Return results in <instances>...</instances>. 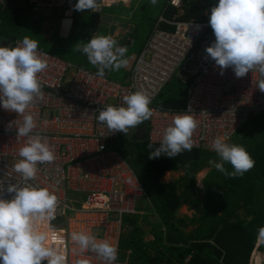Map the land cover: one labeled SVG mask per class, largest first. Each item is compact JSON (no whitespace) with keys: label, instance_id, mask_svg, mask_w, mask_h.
<instances>
[{"label":"built area","instance_id":"1","mask_svg":"<svg viewBox=\"0 0 264 264\" xmlns=\"http://www.w3.org/2000/svg\"><path fill=\"white\" fill-rule=\"evenodd\" d=\"M6 1L0 0V10ZM168 5L180 13L182 0H168ZM160 21L172 25L173 30L155 26L127 84L116 83L76 67L54 53L37 49L48 63L39 74L43 99H37L25 114L34 115L37 128L32 134L39 133L47 140L56 159L38 164L37 176L29 183L48 187L58 196L56 216L46 222L49 231L60 233L68 264H76L80 259L88 264H105L95 252L82 251L72 241L71 234L86 232L118 249L122 218L135 215V202L147 199L132 168L116 150L117 145H112L118 141L119 132H112L98 121L100 110L109 106L110 100L111 106L119 107L126 106L123 97L135 91L150 95L153 115L146 120V128L147 142L151 144L161 143L175 115H192L199 122L192 137L193 149L208 152H215L212 142L217 136L230 144L250 115L264 112V92L257 86L264 79L260 72L255 70L237 77L229 67L221 74V68L208 56L206 48L215 41L209 22H182L163 17ZM21 42L13 40L9 47ZM176 71L184 80L193 77L186 91L185 108L156 106V99ZM17 119L22 122L23 117L5 110L0 103V198L4 199L15 195L7 191L10 185L24 184L13 167L21 159L20 147L27 141V137H17L14 125L9 127ZM68 192L79 197L68 198ZM113 264L124 263L116 260Z\"/></svg>","mask_w":264,"mask_h":264},{"label":"clouds","instance_id":"2","mask_svg":"<svg viewBox=\"0 0 264 264\" xmlns=\"http://www.w3.org/2000/svg\"><path fill=\"white\" fill-rule=\"evenodd\" d=\"M155 5L157 0H151ZM75 10H99L97 0H78ZM209 24L215 41L206 48L210 56L222 70L232 67L237 77L258 70L264 77V0H219L211 7ZM38 42L24 37L15 47L0 46V103L5 110L16 112L23 117L10 122L17 129V137H27L20 147L21 159L14 164V171L24 181L22 186L10 185L11 199L0 198V264H68L63 249L48 243V234L40 230L42 221L55 218L59 199L55 191L48 187L35 186L39 171L38 164L52 163L55 152L47 140L39 133L34 115L26 110L43 99L42 82L39 74L47 67V59L38 51ZM80 51L88 61L98 68L97 75L103 77L105 70L118 71L129 61L124 58L126 47L117 46L111 36H93ZM264 92V79L257 82ZM126 106H107L100 110L98 121L105 123L112 132H123L135 128L149 120L153 111L151 97L145 91H135L123 97ZM198 121L184 113L174 116L166 128L159 147L149 154V159L160 156L175 158L193 148V133ZM153 149V145H148ZM212 149L221 162L210 161L218 171L231 178L243 176L250 171L255 161L241 145L229 144L222 136L212 142ZM224 162L230 163L233 171L228 172ZM258 238L264 241V227L258 229ZM71 239L83 250L95 252L105 264H113L118 257L117 247L107 240L98 241L86 232H73ZM76 264H88L80 259Z\"/></svg>","mask_w":264,"mask_h":264},{"label":"trees","instance_id":"3","mask_svg":"<svg viewBox=\"0 0 264 264\" xmlns=\"http://www.w3.org/2000/svg\"><path fill=\"white\" fill-rule=\"evenodd\" d=\"M218 3L219 0H182L176 20L209 22L211 7ZM21 11V8L4 6L0 10V25H10L12 15L18 18ZM176 13L167 2L163 18L172 20ZM157 27L173 30L172 25L163 21ZM2 33L6 38L10 35L5 30ZM185 96L186 91L164 96L162 90L155 105L181 110L185 108ZM234 136L238 139L230 144L243 146L255 161L254 167L236 178L211 170L202 182V196L195 186V175L215 152L192 148L175 158L149 159L150 152L160 144H152L153 149H149V142H129L116 147L146 191L152 207L150 213L158 218L151 230L152 239L144 241L142 229L136 224L138 217H125L127 230L120 235L117 261L124 264H249L258 229L264 227V112L250 115ZM224 167L228 172L233 171L230 163L224 162ZM179 170L184 172L182 178L161 182L165 173ZM183 205L193 210L191 217L177 216ZM188 225L192 228L187 232ZM166 233L178 243L166 244ZM259 248L264 250L263 245Z\"/></svg>","mask_w":264,"mask_h":264},{"label":"crops","instance_id":"4","mask_svg":"<svg viewBox=\"0 0 264 264\" xmlns=\"http://www.w3.org/2000/svg\"><path fill=\"white\" fill-rule=\"evenodd\" d=\"M76 3H78V0H46V2L42 4H34L31 0H7L4 6H7L10 9L21 8L22 11H27L29 14H32L33 20L31 25H33L32 27L35 30V34L42 36V40L47 47H62V49L65 51L74 52L77 55L79 64L81 65L78 67L91 71L96 75L98 68L90 64L87 59V56L83 54L80 49L88 41H90L93 36H111L117 41V46L127 48V52L125 53L124 58H126L129 63L126 67H122L118 71L106 69L105 75L103 77H106L119 84H127L129 82V78L132 73L135 62L138 58V55L140 54L144 45H146V42L151 32L158 24L159 19L163 17L165 9L163 11L162 16L156 18L153 21V24L151 25L149 21H144L143 15H141L142 13H139L144 9L132 8L134 4L135 6H141V2L139 0H97V3L99 5V10L97 11L87 9L83 11L75 10L74 6ZM178 14L179 13L177 11V13L173 17L176 18ZM10 20V25L6 26L12 29L16 26L18 19L17 17L12 15ZM4 30L6 33L10 32L7 29ZM11 37L12 35H9L8 38ZM0 39H2L1 36ZM5 39L6 41L8 40L6 37H4L2 40ZM58 57H60V55H58ZM71 64L73 65V63ZM210 161H215L219 163L221 162V159L216 153H213L212 157H210V159H208L204 164H202L201 172H203V170L205 172V169L208 170L207 172H205V174H203V176H201V178H199V181L196 178V175H198L200 172L196 173L195 186L200 191L199 196H202L204 193V189L202 186L203 180L206 178L208 173L211 172V170L216 169L214 164H211ZM174 175H177V177L172 181H177L184 176V172L183 170H179V172L177 173H165L163 177H172ZM166 179L165 181H162L161 179V182H172L171 180H169L171 178L167 180ZM183 206H185L188 211L192 212L189 215L182 216L191 217L193 210H189L186 205ZM137 213L138 212H136V214ZM261 245L264 246V241L259 240V238L257 237L255 248L253 249L251 254L253 255L254 252L256 253L258 249H261L259 248V246ZM258 260L259 256L254 262L252 261V257L250 256L249 264L264 263L263 260Z\"/></svg>","mask_w":264,"mask_h":264},{"label":"rangeland","instance_id":"5","mask_svg":"<svg viewBox=\"0 0 264 264\" xmlns=\"http://www.w3.org/2000/svg\"><path fill=\"white\" fill-rule=\"evenodd\" d=\"M32 3L34 4H42L44 2H46V0H31ZM135 1V0H134ZM141 2V6L137 5L135 6H132V8H140V9H144L142 11H140L139 13H142L141 15H143V20L151 23V25L153 24V21L158 18V17H161L162 14H163V11L166 7V4L168 2V0H157V3L155 5H153L151 3V0H139ZM17 24L15 27H13L12 29L8 28L6 25H0V36L1 38L3 39L5 36L3 35V31L4 29H7L9 30L11 33L10 35H12L11 38H7L9 41L8 42V47L11 43V41H13L12 39H21L23 40L24 37H29L33 40H36L38 42V46L43 48V49H46L52 53H55L57 55H60V57L66 59L67 61L73 63L74 66L78 67V66H81L78 62V58H77V55L74 53V52H71V51H65L62 49V47H58V48H49L47 47L43 40H42V36L41 35H38V34H35V30L33 29V25H31L32 23V14H29L27 11H21L20 12V15L18 16L17 18ZM38 22V21H36ZM42 23V22H40ZM148 23V24H149ZM39 24V23H38ZM149 28V27H148ZM6 40V39H5ZM71 73V71H70ZM179 71H176L175 74L173 75V77L171 78L170 82L164 87L163 89V94L164 96H167L169 95L170 93H176L177 91L180 92V93H184L185 91H187L188 89V86L189 84L193 81V77L192 76H188L186 78V80H184L180 75H179ZM109 105H112L113 104V101L110 100L108 102ZM139 126V125H138ZM137 126V127H138ZM137 127L135 128H129L128 129V132L127 134L125 135V133L123 135H119V143L117 146H121L123 144H127L130 141V137L131 135L136 131ZM238 138L237 136H232L230 142H234L236 141ZM133 143V142H132ZM118 150V148H117ZM206 153V152H204ZM204 158H202V161H203ZM200 163V162H199ZM198 163V164H199ZM212 164V163H211ZM204 168V167H203ZM208 168V167H207ZM202 170V166L197 170V172H200L198 175H196V178L198 179L199 181V178H201V176H203V174H205V172H207L208 169H205V172L203 170V172H201ZM177 177V175H174V176H170V177H163L162 178V181H165V179H169V180H174L175 178ZM166 179V180H167ZM200 185V184H199ZM67 197L70 198H78L79 195L77 194H70L69 192L67 193ZM152 207L149 205V202L144 199V200H138L135 202V206H134V210L136 212H138L136 214V217H138V220L136 221V224L139 225V227L142 229V232L144 234V241H149L152 239L151 237V230H152V227H155L157 225V222H158V218L155 214L153 213H150V209ZM192 211H188L187 208L185 206L181 207L179 210H178V214L179 216H182V215H189L191 214ZM142 215V216H141ZM133 215H130L129 217H131ZM141 217L144 218V220L142 221V219H140ZM126 218L123 217L122 218V226H121V231L119 233V238H118V244H119V239H120V235H122L127 229L125 227V221ZM191 226L188 225L185 230L188 232L189 230H191ZM40 230L41 231H44L48 234V237H49V230H48V226H47V222L46 220L45 221H42L41 224H40ZM48 243H49V240H48ZM258 255H259V260H263L264 261V251L261 250V249H258V251L256 252V257L258 258ZM251 257H252V254H251ZM264 264V263H263Z\"/></svg>","mask_w":264,"mask_h":264},{"label":"water","instance_id":"6","mask_svg":"<svg viewBox=\"0 0 264 264\" xmlns=\"http://www.w3.org/2000/svg\"><path fill=\"white\" fill-rule=\"evenodd\" d=\"M7 44H8V41L0 39V46H7ZM119 134L123 135L124 133L119 132ZM147 139H148V136H147L146 121H145L143 124H141V125H139V127H137V130L131 135L130 141H132V142H146ZM112 145L113 146L118 145V141L112 142ZM165 243L166 244L167 243L176 244V243H178V240L175 237H173L171 234L166 233Z\"/></svg>","mask_w":264,"mask_h":264},{"label":"bare ground","instance_id":"7","mask_svg":"<svg viewBox=\"0 0 264 264\" xmlns=\"http://www.w3.org/2000/svg\"><path fill=\"white\" fill-rule=\"evenodd\" d=\"M49 244L51 246H53V247L59 246V247L62 248V246H61V236H60V233H54L52 231H49ZM256 259H257L256 253L254 252L253 255H252V261L254 262Z\"/></svg>","mask_w":264,"mask_h":264}]
</instances>
